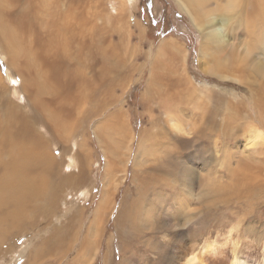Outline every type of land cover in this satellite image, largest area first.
<instances>
[{
	"label": "bare ground",
	"instance_id": "obj_1",
	"mask_svg": "<svg viewBox=\"0 0 264 264\" xmlns=\"http://www.w3.org/2000/svg\"><path fill=\"white\" fill-rule=\"evenodd\" d=\"M177 1L201 31L199 55L205 72L220 79L232 77V80L236 79L235 81L246 86L250 83L249 90L242 97L235 94L233 100L229 98L230 101H222L227 106V112L223 116L221 111V125H218L219 114L210 112V106L206 112V103L199 115L193 113L187 126L178 113L174 115L170 110L165 112L166 124H169L174 139L180 135H188L189 140H186L195 148L205 143L203 170L215 172L218 168L222 171L225 169L226 176H217L216 173L212 175L213 171H210L211 175L208 177L198 167L191 165L190 160L176 161L173 157L170 160L171 154L166 152L164 160L160 158L163 161L159 162L154 157L158 150L154 149V154L150 150L151 158H156L157 163L139 162L137 160L140 156L137 155L135 164V154L133 167L141 169L138 172L141 175L138 193L131 202L120 203L113 217L115 226L119 229L129 225L144 235L139 240L132 241L124 237L128 240L123 241L117 233L120 253L124 257L119 264H135L131 259L136 256L133 246L138 241L145 250H151L159 256L149 264H255L247 260L261 250L264 264V228L259 229L252 223L244 229L245 238L239 236L241 228L238 225L228 231L224 230L225 232H209V238L201 240L207 241L204 244L198 243L195 235L186 237V227L191 223L192 211L203 210L206 205L209 207L222 198L229 202L233 198L235 202L250 205L253 212L256 206L254 203L263 198L264 0ZM85 5L83 0H0V58L4 59L7 81L11 85L9 87L4 83L0 73V259L5 260L13 252L16 254L18 241L24 236L30 240L33 238L36 242L33 245L36 253L31 258L29 256L27 264H44V258L46 261L52 258L61 261L66 258L67 261L72 251L75 253L73 263L80 258H85L84 261L88 262L89 253L95 263L100 260L107 224L116 207L114 199L122 185L119 183V175L127 172L128 167L123 169L119 159L121 156L110 158L105 141L112 129L105 126L114 121L111 126L116 135L124 137L123 139L127 136L128 126L122 124L124 120L120 115L117 116L116 111L104 118L109 111V102L119 100L113 83V78L118 75L113 77L112 74L122 61L119 54L115 56L118 53V43H111L110 54L101 49L105 47L103 44L107 43L106 39L100 45L101 39L98 40L100 42L94 40V37L102 35L94 32L93 20ZM115 21L120 24L123 16L120 14ZM91 22L93 28L89 27ZM242 30L247 31L249 38L241 40L239 33ZM163 44L162 55L171 59L172 69H167L160 77L156 60L153 62L154 69L150 71L151 82L145 97L173 102L177 91L183 90H176L177 87L181 89L184 86V91L191 89L188 87L190 78H181V70L175 63L178 62L177 52L182 55L178 56V60L183 65H186L187 55L173 41H164ZM95 47L104 51L99 53L101 64H98V70L95 68ZM162 66L165 65H160V68ZM13 93H16L17 103L12 98ZM190 94L193 97L194 93ZM200 100L202 104L204 101ZM194 106L197 107L196 102ZM216 107L213 109L216 110ZM94 122L102 125L95 126ZM169 129L168 132L162 131L159 134H162L166 142L171 132ZM92 137L100 142L103 153H106L105 175L102 178L101 200L94 208L93 218L88 220L90 223L81 238L85 226L84 209L75 207L76 205L64 208V205L69 202L70 194L83 192L91 183L90 168L93 166L94 153L90 148ZM181 139L185 140L184 137ZM226 139L230 142L226 143ZM156 140L153 139V143H160ZM233 141L236 142L235 152L223 151L224 156L219 157L218 144L224 146L223 150ZM148 149L146 153L143 150V154L148 153L150 157ZM128 151L131 152L132 148ZM163 151L164 149L160 153ZM112 152L109 151L113 156L117 154ZM124 154L126 155L125 152ZM146 156L144 160H147L148 155ZM210 156L212 157L208 159ZM233 158L237 160L235 164H232ZM92 191L93 188L90 189V194ZM89 192L86 190L81 196L86 197ZM175 199L178 201L177 205L171 203ZM195 201L199 210L192 208ZM260 209L264 210L260 206L254 213H260V219L264 220V213L259 212ZM55 219L58 226L54 225ZM181 225L185 229L182 228L177 234L179 240L176 239L175 242H155L144 237L146 231L162 234L170 232L169 228L175 229ZM36 234H40L38 241ZM112 239L113 237L107 239L106 249H111ZM82 251L84 255H81ZM141 257L143 262H148L143 254ZM102 263L113 264L108 252Z\"/></svg>",
	"mask_w": 264,
	"mask_h": 264
},
{
	"label": "rangeland",
	"instance_id": "obj_2",
	"mask_svg": "<svg viewBox=\"0 0 264 264\" xmlns=\"http://www.w3.org/2000/svg\"><path fill=\"white\" fill-rule=\"evenodd\" d=\"M83 1L86 4L85 5L86 11H88L90 16L92 17L93 25H94V32L102 35V36H98V38L94 37V40L96 42L101 41V43H99L98 45L103 44L105 42L104 39H106L107 43H109V45H107V43L103 44L105 47H102L101 49L107 50L105 52L111 54V50H112V48H110L111 43H115V44L118 43L117 44L118 50L116 49L117 50L116 52H118V53H116L115 56L120 55L119 58L121 59L122 64H121V62L119 63L120 65L117 66L118 68L116 67V71L112 75H113V77L118 75L117 78L119 77V75H122L118 79L113 78V80H115L113 83L116 86L115 89H116V93L119 96V100L109 102L110 103L109 111L107 114H105L104 118L109 117L110 115H108V114H112L116 111L117 116L118 117L121 116L120 118L122 120H124L122 124H126L128 126L127 136H126V138H128V139H127V141H125L126 142L125 143V142H123V140H125L126 138L123 139L124 137L116 135V133L114 132V129H113L114 127L111 126L114 123V121H112L111 124L106 123V125L108 124L109 126H105V127H107L108 129H112V131L110 133V136L106 138L105 142L109 146V148H108V146L106 145V149L108 150L109 156H111L110 158H117V155H119V156H121V157H119V159H121L123 169H125L127 166L128 167H127V172H123V173H121V175H119V183L122 185H121V187H119L118 192H117V196L114 199L116 207H115V210L113 212V215L111 216V218L109 219L108 224H107V230L105 231L106 238L104 241L105 243L103 245L104 249L102 248V250H101L100 257H99L100 260L99 261L96 260V263H95V261L92 257V254L89 253L87 255V258L89 259L88 262L84 261L85 258H80V259H78V261L76 263H73L72 259L75 257L74 256L75 253H72V252H74V251H72L71 254L67 257V261H66V258H64V260L62 259L61 261H56V260H54V258H52V260L46 261V259L44 258L42 260L44 262V264H77V263H79V264H93V261L95 264H103L102 259H103L106 252H108V254L111 255V259H112L113 264H119L124 257L120 253V248L118 246L119 245L118 238L121 237L123 239V241H125V240L127 241L128 239H130L128 241H132V240H139L141 238V236L144 235V234L143 235L139 234L140 232H138L137 229L131 228V226H129V225L123 226L121 229H119L118 226H115L114 217H113V216H115L117 208H118L120 203L122 204L123 201L131 202L132 199H134L138 193V190H139L138 180L141 177L140 173L138 174V172H140L141 169L137 166L133 167V158H134L135 154H136L135 164H137V161L142 162V163H144L146 161H147V163H150V161H152V163H154V162L157 163V161L162 162L164 160V156H166L165 154L170 153L171 155L168 154V156L169 155L171 156L170 160H172V157L176 161L177 160L178 161L190 160L191 165L193 164L196 167H198L199 171L201 173L206 174V176H208V177H210V175H211L210 171H213L212 175H214L216 173L215 175H217V176H226L224 173L225 169H224V171H222V170H220V168H218L219 170H217L215 172H214V170H210V171L209 170H206V171L203 170V168H204L203 162H204V159L206 158V156L203 153V151H204L203 145L205 143L203 142V145L199 144L202 148L200 146H197L195 148L191 142L186 140V139L189 140L188 135H182V136L180 135L177 139H174L173 135H172V130H171L169 124H166V117L164 115H165V112L169 111V110L171 112H173L174 115H177V113H178L179 117L182 119L183 123L184 124L186 123L185 126H187V124L190 121V118H192V116H193V113L199 115L202 112V111L200 112V110L204 109V106H206L205 105V103H206L208 108L205 107V110L206 109L209 110V106H210L211 107L210 112L218 113L219 114L218 125H221L223 123L222 117L227 112L226 111L227 106L224 104V102L233 100V96L235 94L238 97L239 96L242 97L243 95H245L246 90H249L248 85L250 84L248 82L249 84L246 86L245 84L243 85V83L235 81L236 79L232 80V77H231V79H220L214 75H211V74L205 72L203 65L200 63L201 60H200V55H199L200 54L199 50L201 49V41H202L201 31H199L198 28H196L192 17L189 15V13L186 11V9L181 6L180 2L177 0H86V1L83 0ZM121 1H122V3H121ZM120 6H121V8H120ZM119 9H120V11H119ZM120 14L123 16V21L120 24H118V22L115 21V19ZM89 27L93 28L92 22L89 24ZM239 34L238 35L240 36L241 40L243 38H246V37L249 38V36H248L249 34L247 33L246 30L240 31ZM98 40H100V41H98ZM243 40H245V39H243ZM161 41H163V42L164 41L175 42V44L177 46H179L181 49H183L184 50L183 52H186V55H187V56H185L186 57V61H185L186 65H183V63H181L178 60V56L182 57V55H180L179 52H177V54H176V55H178V56H176L178 62H176L175 60L174 61H175L176 65L181 70L180 71L181 78H182V76H183V78H188V79L190 78V82L188 83V87H190L191 88L190 90L191 91L193 90L194 92H191L190 90H189L190 92L188 90L184 91V89H185L184 86H182L181 89L180 88L178 89V87L176 89V87H175L176 90H182V89L183 90L181 92L177 91L176 96H175L176 98H174L173 102H170L169 100L161 101L158 98L148 99L145 97V94L148 92L149 83L151 82V78H150L151 72L150 71L152 70V68L154 69V65H153L154 63L153 62H155V60H156L155 65H157L156 69H158L160 77H162V75L164 74V72L167 71V69L168 70H170L169 68L172 69V66H173V65H171L172 64L171 59L166 57L167 55H164L165 57L162 55V48H163L164 44ZM118 47L119 48L121 47L120 48L121 50ZM101 49L98 50L96 47L94 48V55H96L95 56V62H96L95 68H96V70L99 69L98 64H101V59H100L101 56L99 54L102 51ZM102 52H104V51H102ZM122 55H123V58L121 57ZM236 56H237V54H236ZM164 59L170 64H168L166 61H164ZM168 59H169V61H168ZM114 63L115 62H113V64ZM4 64H5L4 59L0 58V73L3 76L4 83L6 85H8L9 87H11L10 83H8V81H7L8 74H7L6 67L4 66ZM160 65H165V66H162L161 67L162 69H161ZM129 67L131 69H129ZM182 68H184V70ZM184 75H185V77H184ZM173 78H174V75H173ZM125 82H126V84H125ZM121 87H122V90H121ZM193 87H194V89H193ZM175 89L173 91L174 93L176 92ZM188 93L189 94L194 93L195 96L193 94V97H192V95L191 94L189 95ZM177 94H178V96H177ZM185 94L188 96H186ZM215 95H217L218 98ZM189 96H191L192 99H190L191 97L189 98ZM206 96H208V97H206ZM220 96L221 97L224 96L223 99ZM204 97H205L206 101H205ZM12 98H13L14 102L17 103L16 93L15 94L13 93ZM211 98L212 99L217 98V99L211 100ZM229 98H230V100H229ZM200 99H202V101H204V102H202V104L200 102L201 101ZM209 100L212 102H210ZM192 101L196 102L197 107L194 106L195 102L192 103V105H191ZM207 101H208L209 105H208ZM222 101H224V102H222ZM210 103H211V105H210ZM173 104H176V105H173ZM218 106H219V108H218ZM214 107H216V110H214L215 109ZM137 108H138V110H137ZM221 109H223V110H221ZM207 110H206V112H207ZM221 111H222L223 116H221ZM181 113H182V116H180ZM220 116H221V118H220ZM185 117H188L189 119L185 118ZM95 122H94L95 126L96 125H102L101 123L96 124L97 122L96 123ZM94 125H93L92 130H94V127H95ZM168 129L171 132L169 131L170 136H169V138H167L169 140H168V142H166L165 140H163V137L161 136L162 134L160 136H159V134H160V132L163 133L164 131L168 132ZM153 134H155L154 135L155 138L153 137ZM143 137H144L145 141L147 140L146 142L144 141ZM181 137L182 138L184 137L185 140H182ZM138 138H139V140H138ZM146 138H148V139H146ZM157 138H159V140H156ZM179 138H180V140H179ZM220 138H222V137L220 136ZM108 139H109V142L107 143ZM153 139L156 141H160V143L156 142L157 144L159 143L158 146L156 143H153L154 142ZM148 140H150V141H148ZM226 140H225L226 143L230 142L228 139H226ZM97 141L98 140H96L95 137L94 138L92 137L91 141H90L91 142L90 148L93 149V151H94L93 157H92L93 166L90 168L92 178H91V183L87 187H85V189L88 192L90 191L91 188H93L94 192L92 191L91 194L89 192V194H87L88 196H86V197L81 196V194L84 193L86 190H84V191L82 190L83 192H80L78 194H76V193L70 194L69 200H68L69 202L66 203L67 204L66 206L64 205V208H69L71 206L76 205L75 207L79 206L80 208L84 209L85 226L83 229L84 231L81 232L82 233V235H80L81 238H83V236L85 234L84 232L86 231V227L90 223L89 221H91V219L93 218V213L96 209L97 204L99 203V201L101 200V197H102L101 191L103 189L102 188V180L104 179V175H105L104 168L106 165V153L105 152L103 153L104 150L101 148L100 142L99 141L97 142ZM148 142L150 144H148ZM188 143L190 144V146ZM235 143L236 142L233 141L232 143L227 144L226 147L223 148V150H221L223 145L218 144L217 150L220 149L219 150V152H220L219 157L221 156V158H222L224 156V154L222 153L223 151H228V152L234 151L235 152V145H234ZM112 144H113V147H112ZM138 144H140V145L138 146ZM166 144H168V145H166ZM174 145H175V147H173ZM178 145H179V147H178ZM204 146H206V145H204ZM124 147H126V149H124ZM147 147H149V149ZM158 147H159V149H158ZM130 148H132L131 152L128 151V149H130ZM177 148H179V149H177ZM147 149H148V152L150 153V157H149L148 153L145 155L143 154L145 151H147ZM153 149L156 151L158 150L157 153H155L156 151H153ZM163 149H164V151L162 153H160ZM137 150H138V153H137ZM143 150H144V152H143ZM150 150L153 154L155 153L154 157L157 158V161H156V158H154V157H153L154 159L151 158L152 153L150 152ZM167 150H169V151L167 152ZM109 151H113L112 154H114L115 152L117 154H115V156H113L110 154L111 152L109 153ZM124 152L126 153V155L124 154ZM190 152H191V155H190ZM141 154H143V156ZM161 154H164V155L161 156ZM199 154H201V155L199 156ZM137 155L140 157L142 156L143 159L138 157ZM146 155H148V158H146L147 160H144L145 157H147ZM126 157H127V159H126ZM137 157H138V160H137ZM202 157H203V159H202ZM211 157L212 156H210L208 159H210ZM160 158L163 160L161 161ZM128 159H131V160H128ZM66 160H67V162H65V165L67 166L68 158H66ZM126 160H128V161H126ZM232 161H233L232 164H235L237 160L235 158H233ZM221 162H220V164H221ZM66 166H65V171H66ZM220 166L221 165H219V167ZM209 172H210V174H209ZM133 178H135V179L133 180ZM122 181H123V183H122ZM207 185H209V184H207ZM166 193L171 194L170 192H166ZM262 197L263 198L260 200V202L257 203V201H258L257 200L254 203V205H256V206H254L255 210L253 212H251V210L253 208H251L250 205H248L246 203L235 202L233 198H230V202L226 200L228 203L226 201H223V198H222V200H219L218 202L215 201L213 203V205L211 203L209 207H208V205H206L205 208H203V210L198 209L199 205L197 204V201H195L192 208H196L199 211H192L191 212L192 214L190 213L191 214V223H189L186 227V233H187V235L185 234L186 237H189V236L192 237L195 235L197 242L204 244L207 241L203 240V242H201V240L203 238L205 240L207 237L209 238L208 233L211 231L215 234L217 232V230H223V231L227 230L228 231L229 229L238 225L241 228V232H240V234L236 233V235L239 234V236L241 238H245L244 229L250 223L256 225V227L258 226L259 229H263L264 228V220L260 219V217H259L260 213H258V215H256L254 213L255 211H257L258 207L261 206V208L262 207L264 208V193H263ZM72 200H73L74 204L72 203ZM251 200L253 201V198L250 199V201ZM171 203H173L174 205H177L178 201H177V199H175ZM260 210L261 211H259V212L264 213V210H262V209H260ZM85 212H86V214H85ZM55 223H54V225L58 226L57 220ZM230 225H231V227H230ZM179 228H181V230ZM179 228H175V229L169 228L168 231L170 230V232H165L162 234L161 233H152V231H146V235L144 237L151 239L155 242L156 241L162 242L164 240L175 242L176 239L179 240V237L177 236V234L180 231H182L183 229H185V227H182V225ZM117 229H118V231H117ZM132 229H133V231H131ZM117 233H118V235H120L119 237H118ZM227 234L229 235V233H227ZM39 236H40V234L35 235L37 241H38ZM77 237H78V235H77ZM112 237H113V239L111 242V249H106V243L108 241L107 239L112 238ZM124 237H128V239L127 238L125 239ZM22 239L21 240L19 239V241H18L17 249L15 250L16 254L13 252L11 254L12 256L10 254L7 255V257H5V260L0 259V264H25L28 261L29 256L31 258V255H33V253H36V250L33 249V245L35 246V243H36L33 240V238L30 240V238H25L23 236ZM31 245H32V247H31ZM171 245H175V244L171 243ZM30 247H31V249H30ZM133 248H134V252L136 253V256L132 257L131 260L134 261L133 263H135V264H149L151 260L159 257L157 254L152 253L151 250H148V249L145 250L143 248V245L140 244L139 241L134 244ZM29 252H30V255H29ZM84 254H85L84 251H82L81 255H84ZM141 254H143V256L148 258V262L145 263L142 261L143 259H141L142 258ZM48 257H50V256H48ZM248 259L249 260H247V261H249V262H252L255 264H262L263 251L261 250V251L257 252L256 254H254L252 257H250ZM141 261H142V263H141ZM4 262H7V263H4Z\"/></svg>",
	"mask_w": 264,
	"mask_h": 264
}]
</instances>
